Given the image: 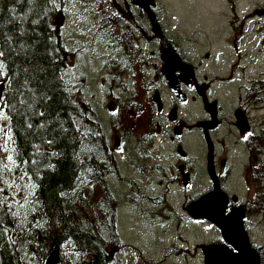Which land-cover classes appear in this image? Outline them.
Returning a JSON list of instances; mask_svg holds the SVG:
<instances>
[{"label": "trees", "instance_id": "16d2710c", "mask_svg": "<svg viewBox=\"0 0 264 264\" xmlns=\"http://www.w3.org/2000/svg\"><path fill=\"white\" fill-rule=\"evenodd\" d=\"M56 3L0 0L6 132L0 161L8 165L0 180V264H43L54 247L69 248L60 264H120L112 256L118 238L110 206L116 156L98 110L72 87V53L54 16ZM109 39L132 42L112 31ZM14 190L22 197L16 204L9 201Z\"/></svg>", "mask_w": 264, "mask_h": 264}, {"label": "flooded vegetation", "instance_id": "af4514ba", "mask_svg": "<svg viewBox=\"0 0 264 264\" xmlns=\"http://www.w3.org/2000/svg\"><path fill=\"white\" fill-rule=\"evenodd\" d=\"M136 1L133 8L144 7ZM147 8L152 9V6ZM128 13L127 8L116 5L112 10H101L93 32L100 37L104 35L102 42L113 51L107 62L98 61L95 75L99 89L104 92V101L101 106L95 105L94 101L92 103L98 112L104 111V115L99 113L108 143L116 156L117 177L120 179L122 168L131 167L132 172L139 173L142 178L138 186L140 196L147 198L150 194H170L173 186L170 181L178 187L181 179L183 186L179 188L188 192L196 182L194 166H205L204 174L211 187L206 195H211V198L202 208L213 211L210 217L218 219L223 225L221 232L224 239L240 253L239 243L243 237L237 233L238 210L243 212L241 217H246V213L253 212L260 202H264V183L256 181L264 175L261 135L264 119L261 121L252 115L256 104L264 105V68L253 75L248 70L249 63H241L245 53L239 52L236 60L227 65L226 71L212 73L214 56L209 52L198 58L174 37L165 34L167 32L161 21L157 23L154 19L161 26L156 33L150 18H134L132 15V19H126L118 16ZM111 31L115 35L125 34L126 42H132L124 45L116 39H109ZM107 37L109 42L105 41ZM165 46L172 48L176 61L162 58ZM148 47H152L153 51L147 55ZM224 60L219 58L218 62ZM256 97L261 101L256 102ZM260 107L264 109V106ZM192 115L194 122L189 123ZM191 136L195 138V144L191 143ZM242 150L250 155V165L245 168L247 176L255 178L254 183L258 184L261 193L260 196L255 194L252 203L244 200L235 203L230 199L235 196L228 194L223 212L224 198L214 193L216 184L210 177V165L222 188L221 179L224 175L228 176V171L224 170L233 154L238 163ZM260 210L264 212V207ZM228 212L231 213L227 215ZM134 213L140 218V211ZM148 213L154 214L155 211ZM117 218L118 215L115 217L116 224ZM168 218L172 224V219ZM246 232L249 236L248 229ZM142 234L149 235L150 232L142 229ZM151 244L157 248V243ZM131 246L129 254L117 249L121 258L138 255L153 264L155 259L145 258V250ZM260 249L257 247L262 258Z\"/></svg>", "mask_w": 264, "mask_h": 264}, {"label": "rangeland", "instance_id": "374dc122", "mask_svg": "<svg viewBox=\"0 0 264 264\" xmlns=\"http://www.w3.org/2000/svg\"><path fill=\"white\" fill-rule=\"evenodd\" d=\"M150 1L151 5L159 3V20L164 25L165 31L180 42L183 48L195 53L198 58H202L205 52L214 56L212 73L221 74L226 71V67H229L227 65L236 60L238 52H245L246 58L241 63H249L248 70L253 75H257L261 71L259 66L264 68V0ZM139 2V5L143 4L144 7L133 8L134 0H108L106 8L112 10L114 5L122 9L123 7L127 8L129 13L119 14V18L132 19V15L134 18H150L148 12H151V16L154 12L147 8L149 0H139ZM53 12L54 16L58 18L64 41L72 53L68 70L69 78L74 84L72 87L89 102L94 101L95 105L101 106L104 101V92L99 89L97 81H95L97 64L98 61L107 62L113 51L102 42V37L93 33L95 24L101 16L100 12L97 9L92 12L86 9V0H57ZM157 26L160 27L159 24ZM105 41L109 42L108 37L105 38ZM150 51H153L152 47L146 49V54L148 55ZM219 58H225V60L220 63L218 62ZM99 112L104 115V111ZM252 115L258 120L264 119V109L260 107V104L254 106ZM188 122H194L193 115ZM2 125H5V122H0V129H2ZM1 133L0 151L2 157L5 158L6 154L3 148L6 132L3 130ZM191 143L195 144L193 136H191ZM249 158V152L242 150L240 159L236 163L233 154L226 170H224V172L228 171V176L224 175V178L221 179L222 188L216 183V192L214 193H218L220 197L224 198L222 210L226 206L228 194L231 196L236 194L240 200L249 203L255 201L254 191L258 184L254 183L255 178L248 177L245 171V168L250 165ZM194 167L193 176L196 181L194 187H190L189 191L185 193L178 188L183 186L182 179L181 182L178 181V187H175V184L170 181L173 186L169 191L170 194L167 193V203L163 204H160L159 198H157L158 194H155L147 200L140 197L138 204L129 207L126 196L130 190L122 185H120V189L114 185L111 186L116 196L123 195L124 197V199L117 198L116 201L119 207L116 211V215H118L117 236L121 238L123 244L145 250V258L155 259L153 264H203L201 244H207L212 239L210 243H216L218 240L214 238L222 235V232L217 230L214 224L207 221H205L206 224L196 222V216H200V214L193 216L188 212L190 203L201 197L204 198V195L211 191L208 177L204 174L205 166L196 164ZM138 175L141 177L140 174ZM135 176L137 175L132 172V168L127 165L122 168L119 180L127 182ZM196 191L199 192L196 194ZM21 198L14 190L9 201L16 204ZM259 204L260 206L255 207L253 212L246 213V217H241L243 212L238 210L237 233L245 239V232L242 228L248 229L251 245L261 248L262 260L260 264H264V212L260 210L261 207H264V202ZM135 210L141 212L140 218L137 213H134ZM151 211H155V214L148 213ZM230 213L228 212L227 215ZM168 217L172 219L173 224L170 223ZM142 229L148 230L150 234H142ZM151 236L154 238L152 239ZM154 242L157 243V248L151 245ZM149 245L151 246L149 247ZM113 247H115L114 251L116 248L120 249L119 240ZM68 251V247L60 248V253ZM130 252L131 249L126 247L124 253L129 254ZM215 253L220 255L223 252L216 251ZM132 262L131 255L123 258L124 264ZM134 263L143 264L144 259L137 257L134 259Z\"/></svg>", "mask_w": 264, "mask_h": 264}, {"label": "water", "instance_id": "95a60500", "mask_svg": "<svg viewBox=\"0 0 264 264\" xmlns=\"http://www.w3.org/2000/svg\"><path fill=\"white\" fill-rule=\"evenodd\" d=\"M149 2L151 3L150 0H149ZM136 3L139 4L140 3L139 0H137ZM149 16H150V18H153L151 15H149ZM154 28H155L154 29L155 32L157 33L158 30H159V27L157 25H154ZM165 50L166 49H163V54H162V58L165 61H166V59H171V60H175V61L177 60L176 57H173L172 58V57L167 56L168 54L173 53L170 49H168L166 51ZM4 89H5V87H4L3 83H1L0 84V105L2 104V101H3ZM108 107L110 108L111 107V104H109ZM233 199H235V197H233ZM197 203H198V200L195 201V202L190 203V207L191 208L190 207L189 208L187 207L188 208V212L190 214H192L193 216H195L196 214H200V216H196V218L202 217V218L207 219L204 215H202V214H206V212H204L203 210H201L200 208H198L196 206ZM219 247L220 246H217V245H214V244L213 245H203L202 246V249L204 251L205 248H219ZM239 247L243 251H245V252L249 253L250 255H252V257L254 259V264H259V262H260L259 254L257 253L256 249H254V248L251 247V245H250V243L248 241V238H247L246 234H245V239H243V241H241L239 243ZM222 248H224V252H226L227 254L237 253L238 252V250L236 248H234L233 246H232V251H229L227 246H223ZM216 251H221V250L220 249H216L214 252H216ZM204 258H205L204 259V264H218L217 261L207 260V257L205 255V253H204ZM59 260H60V258H59V248L58 247H54L48 253V255L46 256V258L44 259L43 264H59Z\"/></svg>", "mask_w": 264, "mask_h": 264}, {"label": "bare ground", "instance_id": "6f19581e", "mask_svg": "<svg viewBox=\"0 0 264 264\" xmlns=\"http://www.w3.org/2000/svg\"><path fill=\"white\" fill-rule=\"evenodd\" d=\"M210 198H211V195H204V198L202 197V198H200L198 200V203L196 204V206L198 208H200L201 210H203L204 212H206V214H202V215H204L210 221L215 222L220 227V229L223 230V225L221 224V222L218 219H216V218L210 217V215L213 213V211H207V210H204L202 208V205L207 203V201ZM231 245H233V244H231ZM216 249H220L223 253L220 254V255H216V253L214 252ZM204 253H205L206 257H207V260L217 261L218 264H254V259H253L252 255H250L249 253L243 251L242 249H241L240 253L227 254L226 252H224V248H222V247H219V248H205L204 249Z\"/></svg>", "mask_w": 264, "mask_h": 264}, {"label": "snow or ice", "instance_id": "6c2138e0", "mask_svg": "<svg viewBox=\"0 0 264 264\" xmlns=\"http://www.w3.org/2000/svg\"><path fill=\"white\" fill-rule=\"evenodd\" d=\"M4 56V52L0 51V57ZM3 69H4V63L2 61H0V75L3 74ZM0 119H4V115L2 112H0ZM3 129H0V132H2ZM249 135H251V133H249ZM245 139H247V137H245ZM8 160L10 162H13V157L11 155L8 156ZM8 165H4L2 161H0V180L3 179V172L5 170V168H7ZM4 189L0 188V192H3ZM5 204V201L3 199H0V208H2ZM8 211L11 212V205L8 206ZM13 215H18V213H12Z\"/></svg>", "mask_w": 264, "mask_h": 264}]
</instances>
